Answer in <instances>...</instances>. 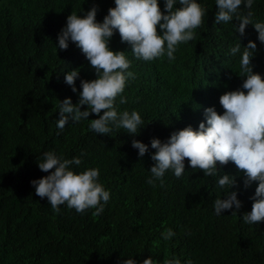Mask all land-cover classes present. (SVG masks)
<instances>
[{
  "label": "trees",
  "instance_id": "1",
  "mask_svg": "<svg viewBox=\"0 0 264 264\" xmlns=\"http://www.w3.org/2000/svg\"><path fill=\"white\" fill-rule=\"evenodd\" d=\"M158 2L164 12L165 0ZM197 2L206 9L205 23L193 41L178 46L172 62L166 55L151 62L137 59L114 32L110 49L125 52L128 71L135 73L122 94L127 103L117 97L116 107L139 112L143 124L137 134L113 128L102 135L89 129V120L98 118L94 113L57 128L60 102L78 103L81 80L97 78L76 44L69 40L68 49L60 50L57 37L72 12L84 17L95 4L96 21L102 23L114 0H0V264H123L128 258L142 264L150 256L159 264L173 258L181 264L188 259L193 264H264V222L249 225L242 219L254 201L218 216L209 200L182 201L166 173L163 186L159 180L155 187L147 183L155 163L151 140L173 128L170 122L184 111L188 91L196 86L243 90L246 77L239 61L249 41L257 45L253 71L264 77V43L254 26L247 25L240 36L235 17L215 24V0ZM248 11L253 24L264 22V0H253L250 10L239 9L241 15ZM237 43L241 50L232 55ZM74 69L80 70L76 92L64 79ZM133 140L148 145L143 157ZM48 151L80 158V165L71 166L77 174L99 168V182L110 191L101 215L93 216L95 209L77 213L66 204L57 213L47 197L35 194L31 181L52 171L38 167ZM166 228L175 232L168 241L161 237Z\"/></svg>",
  "mask_w": 264,
  "mask_h": 264
},
{
  "label": "clouds",
  "instance_id": "2",
  "mask_svg": "<svg viewBox=\"0 0 264 264\" xmlns=\"http://www.w3.org/2000/svg\"><path fill=\"white\" fill-rule=\"evenodd\" d=\"M114 2L115 7L109 8L102 23L96 21L98 6L94 4L84 17L72 12L58 34L59 49L67 50L69 40L75 43L97 77L91 81L81 80L78 103L73 104L71 98L60 102L57 120L60 130L69 121L89 120L94 113L98 118L89 120V129L97 134L109 135L113 128L137 134L143 124L139 112H119L116 107L117 97L120 104L127 103L122 94L128 80L135 79V73L128 71L131 62L125 52L110 49L114 32L118 31L122 43L130 45L137 59L151 62L166 55L172 62L178 46L193 41L195 30L205 23L206 9L197 0H165L164 12L158 0ZM177 2L181 7L174 8ZM215 3V24H227L235 17L240 21L235 32L243 36L246 26L251 24L258 32L259 41L264 43V22L253 24L251 11L246 15L239 12L242 6L250 10L253 0H215ZM243 49L239 61L240 74L246 77L241 86L243 90L224 92L196 86L188 91L190 98L184 102V111H179L170 122L173 128L160 140H151V147L156 149L151 156L155 163L147 183L155 187L159 180L163 186L166 173L178 186L182 201L209 200L208 204H212L218 216L223 210L235 206L238 211L242 203L254 201L251 212L242 217L244 223L252 225L264 222V77L253 71L251 63L256 43L249 41ZM240 50L241 44L237 43L230 53L235 55ZM189 54L192 49L186 56ZM79 71L74 69L64 76L73 92L77 91L75 81ZM82 106L87 107L82 111ZM132 147L139 150L140 157L148 151V145L138 140H133ZM81 162L78 157L65 159L54 151L45 152L38 167L42 172L52 171L31 184L35 194L47 197L57 213L60 206L66 204L77 213L95 209L92 215L99 216L110 200V191L99 182V168H89L79 174L71 169ZM232 215L237 212L233 211ZM174 236L171 228L161 232L165 241ZM123 264H137V261L128 258ZM142 264L159 262L150 256ZM163 264H181V260L166 259ZM185 264H193V261L188 259Z\"/></svg>",
  "mask_w": 264,
  "mask_h": 264
}]
</instances>
